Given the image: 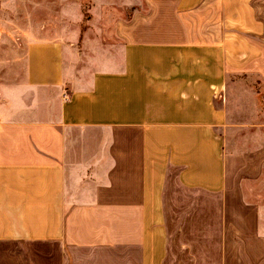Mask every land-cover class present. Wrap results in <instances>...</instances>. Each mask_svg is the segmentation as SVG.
I'll return each instance as SVG.
<instances>
[{
  "label": "crops",
  "instance_id": "1",
  "mask_svg": "<svg viewBox=\"0 0 264 264\" xmlns=\"http://www.w3.org/2000/svg\"><path fill=\"white\" fill-rule=\"evenodd\" d=\"M127 5L120 61L6 55L0 264H264V0Z\"/></svg>",
  "mask_w": 264,
  "mask_h": 264
},
{
  "label": "rangeland",
  "instance_id": "2",
  "mask_svg": "<svg viewBox=\"0 0 264 264\" xmlns=\"http://www.w3.org/2000/svg\"><path fill=\"white\" fill-rule=\"evenodd\" d=\"M127 4L128 0H0V83L15 74L14 64H6V55L21 52L28 34L37 30L47 35L63 33L67 52L75 59L71 64L80 74L108 57L120 61L122 42L113 36V21L128 10ZM43 22L49 23L45 26L51 28L49 34L39 26Z\"/></svg>",
  "mask_w": 264,
  "mask_h": 264
}]
</instances>
